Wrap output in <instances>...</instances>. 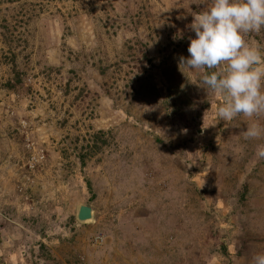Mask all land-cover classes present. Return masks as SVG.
Here are the masks:
<instances>
[{"label": "rangeland", "instance_id": "rangeland-1", "mask_svg": "<svg viewBox=\"0 0 264 264\" xmlns=\"http://www.w3.org/2000/svg\"><path fill=\"white\" fill-rule=\"evenodd\" d=\"M203 7L0 0V264L264 253V137L243 135L264 114L217 120L220 97L179 63ZM245 38L264 50V29Z\"/></svg>", "mask_w": 264, "mask_h": 264}, {"label": "clouds", "instance_id": "clouds-1", "mask_svg": "<svg viewBox=\"0 0 264 264\" xmlns=\"http://www.w3.org/2000/svg\"><path fill=\"white\" fill-rule=\"evenodd\" d=\"M203 5L193 16L195 38H189V57L181 56L180 66L200 70L202 83L220 97L217 120L264 114V50L245 38L264 29V0H203ZM243 135L264 137V125L253 122ZM256 156L264 159V144ZM252 264H264V253L254 254Z\"/></svg>", "mask_w": 264, "mask_h": 264}, {"label": "water", "instance_id": "water-1", "mask_svg": "<svg viewBox=\"0 0 264 264\" xmlns=\"http://www.w3.org/2000/svg\"><path fill=\"white\" fill-rule=\"evenodd\" d=\"M93 217L92 207L88 204L78 206L76 213V220L78 223H82L90 220Z\"/></svg>", "mask_w": 264, "mask_h": 264}, {"label": "trees", "instance_id": "trees-1", "mask_svg": "<svg viewBox=\"0 0 264 264\" xmlns=\"http://www.w3.org/2000/svg\"><path fill=\"white\" fill-rule=\"evenodd\" d=\"M191 35V34H190ZM189 35V36H190ZM184 36H187V34H185ZM184 38V37H183ZM183 40V39H182ZM4 90H7V91H9V92H13V93H16L17 91H15V88L13 87V86H11V85H8V86H1ZM83 157L82 158H80V161L82 162V165H83ZM70 222H74V218H70Z\"/></svg>", "mask_w": 264, "mask_h": 264}]
</instances>
